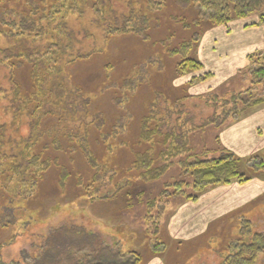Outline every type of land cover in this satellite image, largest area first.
<instances>
[{"label": "rangeland", "instance_id": "obj_1", "mask_svg": "<svg viewBox=\"0 0 264 264\" xmlns=\"http://www.w3.org/2000/svg\"><path fill=\"white\" fill-rule=\"evenodd\" d=\"M104 1L103 19L90 1L70 10L64 27L44 21L42 36L36 30L24 34L20 27L29 0H11L0 7V264H91L95 251L87 237L92 234L113 253L136 250L143 264H224L228 243L241 237L242 222L264 233V193L215 217L214 201L219 204L227 195L219 186L208 189L197 204L170 197L160 219L158 238L164 245L156 249L147 203L159 197L165 184L186 178L178 163L184 155L172 159L163 177L144 182L128 170L131 150L146 148L140 141L141 119L156 112L167 121L164 133L182 132L199 157L227 148L224 137L233 133L229 145L240 158V171L251 177L250 184L264 182V169L257 174L249 161L260 156L264 162V127L258 145L252 137L248 145L238 138L233 128L240 123L232 125L231 119L223 127H202L213 115L221 120L232 106L225 100L251 86L247 56L264 51V24H256L258 15H252L206 29L194 52L202 67L178 75L180 58L167 50L201 30L193 24L196 15L169 2L156 11L146 0ZM131 18L135 30L110 35L111 28L120 29ZM7 50L21 58L8 60ZM33 55L43 58L38 91L31 76L34 63L23 58ZM31 93L35 99H29ZM254 93L264 95V87ZM238 108L241 124L264 119V105L253 108L240 102ZM80 146L108 168L106 174H97L102 187L95 195L89 190L94 172ZM29 152L45 153L59 165L36 178L29 170ZM163 163L159 159L157 164ZM84 186L90 194H84ZM158 213L153 211L154 218ZM60 235L72 243L60 247ZM258 264H264L263 254Z\"/></svg>", "mask_w": 264, "mask_h": 264}, {"label": "trees", "instance_id": "obj_2", "mask_svg": "<svg viewBox=\"0 0 264 264\" xmlns=\"http://www.w3.org/2000/svg\"><path fill=\"white\" fill-rule=\"evenodd\" d=\"M8 1L11 0H0V7ZM90 1L93 2L91 6L94 11L103 19L107 9L104 0H73V3H71L70 0H29V11L24 14L23 17H19L20 27L22 30L26 31L24 34H31L36 30L37 35L42 36L44 34V28L42 27L44 21H47L48 25L58 22L57 26L64 27L67 13L75 7V10L80 9L81 4L89 5ZM146 2L152 10L156 11L164 10L168 2L185 11H190L196 15V20H194L193 24L195 23L201 26V30L198 32L194 31L189 39L167 50L169 56H178L180 58V61L177 63L178 75H183L184 73L202 67V62L194 52L196 45L201 40V34L206 29L213 26L228 25L236 18H248L252 15H258L259 20L256 24H264V0H146ZM10 25L12 28L16 29L17 25L15 22H12ZM184 26L188 27L189 24L185 23ZM134 28V18L127 19L122 28L117 30L111 28L110 35L125 34L135 30ZM5 55L8 60L21 58V56L13 54L8 50L5 51ZM37 55L23 57L34 63L31 76L36 91L40 88L39 82L41 79L39 64L43 59ZM247 59L248 66L246 76L249 78L251 86L245 92L234 94L231 99L225 100L224 103L226 106L230 104H232V106L225 111L221 120L220 116L213 115L204 122L202 127L210 125L223 127L230 119L231 122L240 120L243 114L238 108L240 102L253 108L264 105V95H256L254 93L258 90L259 86L264 87V51L252 52L247 56ZM128 83L130 84V92H134L132 81ZM16 90L18 94L21 93L19 86ZM34 93L28 95L30 97L29 99H35ZM41 122L42 119L38 121L37 125L39 126ZM165 123L167 124V121L165 122L160 119L156 112H150L148 116L141 119L140 141L144 143L142 146H146V148L139 152L134 149L131 150L133 153V160L131 162L132 166L130 164V168L128 169H132L134 173L139 175V179L144 182L156 181L165 175L172 163H174V161H172L174 157L184 155L178 163L183 176L187 179L185 178L180 181L165 184L159 197L147 203L149 212L147 219L151 221L149 223L153 228L152 231L150 230L149 234L156 240V249L164 245L158 238L162 229L160 219L170 197L182 196L188 201H197L199 197L210 188L229 185L233 182L242 184L251 180L250 176L240 171V158L235 152L224 148L219 152L217 150H210L204 152L201 157L196 156L195 153L191 152V148L182 132L180 134L174 131L164 133L163 126ZM74 138H76V136ZM76 140L78 142V138H76ZM56 143L53 145L54 147H56ZM165 146H168V149L163 150ZM46 147L48 149L50 148L47 145ZM58 147L63 150L61 144L58 145ZM74 147L73 145V148ZM79 149H82L86 162L94 172L92 177H90L89 190L95 195L102 187L98 183L99 179H97V174H101L99 171L106 174L108 168L105 170L104 166L100 165L98 158L92 151L85 150L84 147L81 146ZM211 152H218L220 154L210 158L208 154ZM29 156V170L32 171L36 178H43V175L47 173L52 166L59 165L58 162L56 163L54 159L49 155L46 156L45 153L29 152ZM159 159L164 161V163L158 165ZM168 159L171 161H165ZM249 161L253 163L252 167L256 170L257 174L260 172L259 170L264 169V162L260 156H254ZM61 172V176L65 177L67 173L66 168H62ZM77 179H79L77 181L79 186L83 185L80 175ZM187 189L190 190L189 193ZM83 190L84 194H87V192L90 194L88 186H84ZM93 198L94 197L89 198L92 203L96 201V199ZM155 209H158L159 213L154 218L152 213ZM64 231L66 230H62L60 234ZM80 231L88 234V231L84 229ZM76 236L75 234L74 238H76ZM59 237L60 247H65L72 243V241L66 238L62 239L61 235ZM98 237V234H92L87 237L88 245L95 251V261L91 264L144 263L141 254L136 250L130 249L124 252L117 251V253H113L112 247L105 246L104 241H99ZM249 237L251 241L248 243L245 240ZM226 253L227 256L224 264H258L259 256L262 254L264 255V233L253 231L252 225L249 222H242L239 241H237V243L229 242ZM17 264L24 263L17 262Z\"/></svg>", "mask_w": 264, "mask_h": 264}, {"label": "crops", "instance_id": "obj_3", "mask_svg": "<svg viewBox=\"0 0 264 264\" xmlns=\"http://www.w3.org/2000/svg\"><path fill=\"white\" fill-rule=\"evenodd\" d=\"M242 119L243 118H241L240 120L236 122H232V125L240 123L234 126L233 128L234 133L246 145L249 144V142L246 143V141L250 140V137H252V141L257 142V145H258V142L261 139H259L257 136L258 134L260 135L263 132L262 128L264 127V119L260 117H256L252 119L251 121L244 122V123L242 122L241 124L240 121ZM253 134H255V137ZM232 135L227 134V136L224 137V143L227 148L233 151L234 149L229 145ZM250 147H251V144H250ZM252 185H254L253 188H252ZM219 188L222 189V191L224 190L225 191L224 193L225 194L227 193V195H224L223 197H221L222 199L220 200L219 204H218V200H215L214 204L212 201L208 202L214 205V208H215L214 217L217 215L219 216V211H222L224 208H226V210L228 209L230 210L234 207H238V206L241 207L249 203L251 200L255 199L256 197L262 195L264 193V182L257 181V180H254V184H250V181L247 183H242V184L238 182H233L229 185L219 186ZM230 196H231V199L229 198ZM197 201L192 202V203L197 204L200 200L198 202ZM218 207L220 210H218Z\"/></svg>", "mask_w": 264, "mask_h": 264}]
</instances>
